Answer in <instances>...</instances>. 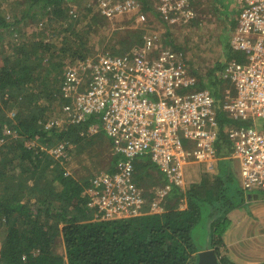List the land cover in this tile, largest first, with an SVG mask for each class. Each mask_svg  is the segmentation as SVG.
I'll use <instances>...</instances> for the list:
<instances>
[{
    "label": "trees",
    "instance_id": "1",
    "mask_svg": "<svg viewBox=\"0 0 264 264\" xmlns=\"http://www.w3.org/2000/svg\"><path fill=\"white\" fill-rule=\"evenodd\" d=\"M80 1L2 0L0 4V264H197L202 231L210 237L221 264H238L226 253L224 234L231 225L228 212L239 203L234 197H244L228 183L229 173L222 165L216 172L200 170V180L190 181L184 190L174 186L162 212L111 220L93 219L84 194L91 177L75 178L59 162L50 169L54 159L48 148L67 141L83 149L102 133L89 132L94 123L101 127L97 116L73 123L64 110L71 101L62 89L67 69L92 55L83 38L108 20L87 0ZM136 1L141 13L159 15L155 5L159 1ZM80 9L85 12L83 19L92 20L89 29H80ZM27 18L37 20V25L44 18L53 22L50 27L56 35L46 40V28L38 25L24 37L21 25ZM6 34L11 36L8 42L3 41ZM132 35L129 32L122 42ZM143 38L135 35L131 42L142 45ZM167 44L177 47L171 38ZM68 54L72 62L67 66L63 59ZM231 59L241 61L245 55L229 43L225 61ZM221 80L214 75L199 84L212 89L219 104L224 98L218 90ZM50 111L62 113L66 125H49L55 115ZM218 121L217 147L223 155L231 150L225 126L253 124L233 120L222 111ZM152 168L157 167L149 159L136 162L138 184L155 186L144 189L150 198L167 179L160 171L158 181L149 179ZM58 241L63 243V253L57 251Z\"/></svg>",
    "mask_w": 264,
    "mask_h": 264
},
{
    "label": "built area",
    "instance_id": "2",
    "mask_svg": "<svg viewBox=\"0 0 264 264\" xmlns=\"http://www.w3.org/2000/svg\"><path fill=\"white\" fill-rule=\"evenodd\" d=\"M235 1L239 14L231 45L245 59L225 61L219 71L232 85L220 104L212 89L199 88L202 78L184 52L163 47L155 32L145 35L142 45L117 54L96 52L67 69L62 89L71 99L64 105L68 121L97 116L101 127L94 123L89 132L104 133L113 148V164L95 173L84 191L94 220L162 212L172 188L184 190L191 181L189 166L212 172L220 158L238 160L243 190L264 191V0ZM139 5L136 0H97L110 19ZM158 9L171 24L195 17L191 0H159ZM221 111L253 124L226 125L231 150L219 157ZM63 152L60 143L51 153ZM148 159L167 177L151 198L136 177V162Z\"/></svg>",
    "mask_w": 264,
    "mask_h": 264
},
{
    "label": "rangeland",
    "instance_id": "3",
    "mask_svg": "<svg viewBox=\"0 0 264 264\" xmlns=\"http://www.w3.org/2000/svg\"><path fill=\"white\" fill-rule=\"evenodd\" d=\"M78 1L81 2L80 0ZM87 2V4L90 6H95V10L99 13L100 10L97 7V0H87ZM76 3L73 2L71 4L73 6L76 5ZM234 3H236L235 0H192V8L195 11V17L192 18L191 21L181 25L169 23L168 20L165 17H161L160 14H152L150 11L141 13V11L138 9L135 10V12L132 11L120 17L112 19L107 17L108 20H102L100 25L97 24L96 26L92 27L89 34L85 35L83 38V41H88L87 48L90 50L89 55H93V53L95 54L96 52L100 51H108L112 54H117V50L121 48L130 49L138 45L137 41L131 42L135 35L138 36L141 34L142 37H145V35L149 34V32L162 31L159 33L165 37L166 33L172 31L175 38H173V44L177 45V47L181 48V50L184 52L191 70L195 71L199 76L209 81V79L214 78V75L216 77L218 75V78H220L219 70L221 68L219 69L218 65H221V63L226 60V50L229 46V41L231 43L233 31L235 29V20L237 17L236 10H239L237 5L232 7ZM0 4H2V0H0ZM155 5L157 6V3ZM83 11V9H80L78 14L79 17H81L83 13L85 14ZM7 15L11 17L12 13L7 12ZM44 19L45 20L38 23L40 27L44 26L46 28V32L43 37H45L46 40L54 38V35L56 34L51 31L52 26L50 27V24L52 25L53 22L49 24L50 21H48L46 18ZM80 21L83 24L80 29H89V23H91L92 20L83 19V17H81ZM38 25L37 20L35 21L32 18H27L24 24L21 25L23 28V33H26L24 37H29V35H31L34 30L39 27ZM129 32L133 34L132 37L128 36L126 39L127 41L123 43L122 41L125 40L123 37L127 36ZM9 38H11V36L6 34L3 41L8 42ZM15 38L17 40L18 37ZM163 44L165 45L164 42ZM241 52L244 53L243 51H240V53ZM63 60L67 66L72 62V58L69 57V54ZM228 88H232V85L229 81L222 79L218 82L219 91L224 93ZM52 114L55 115L49 118V125L54 124L60 128L66 125L67 121L64 119V115L62 113L52 112ZM263 123L264 120L260 122V125ZM103 137L106 136L104 133H101L99 138H96L92 143H89V145L85 146L83 149L80 148V145H72V143L67 141L63 142L61 143L64 145V152L62 154L51 153L53 148L57 145L52 148H48L47 150L51 153L54 159V162L50 165V169L55 167V165H58L56 162L62 163L64 168L67 165L68 167L67 169L65 168V170L68 174H70L68 171L70 169H74L75 172H79L80 170L84 172L89 168H93L91 160L93 152L96 154L98 150L99 156L102 153V157H106L109 153L107 140ZM82 144L84 145V142ZM222 155L223 153H218L219 157ZM216 164L217 168L214 172L218 171V167L222 165L221 168H224V171L229 173L228 179H230L228 183L233 188L236 187V189L241 192L242 197H244L245 192L241 190L242 187L239 176L240 168L238 160L220 158L218 161H216ZM189 167L188 170L194 168ZM150 171L152 172V177L148 176L149 179H152L155 182L158 181V169L152 168ZM77 172L75 173V177H79L77 176ZM47 174L50 177L52 176L51 171H49ZM89 175L90 174H86L81 176V178L85 179L93 176L92 174V176ZM154 188L155 186L152 184H149L145 187L143 186V189L146 191L152 190ZM234 200L235 202L241 201V198L240 196H235ZM92 214L94 215V213ZM198 242L202 250L209 248L208 246L211 245L210 237L206 234V232L203 231L198 235ZM57 244V251L63 253V243L58 241Z\"/></svg>",
    "mask_w": 264,
    "mask_h": 264
},
{
    "label": "crops",
    "instance_id": "4",
    "mask_svg": "<svg viewBox=\"0 0 264 264\" xmlns=\"http://www.w3.org/2000/svg\"><path fill=\"white\" fill-rule=\"evenodd\" d=\"M236 5L238 7L237 3H234L232 7ZM236 12V16L238 17L239 10H236ZM159 14L163 17L161 13ZM237 17L235 20V28L238 24ZM154 32L160 37L163 47H172L181 50L179 47H173V45L167 44V40L170 38L173 40L174 38L172 31L166 33L165 37L159 33L162 31H152L149 32V34ZM103 138L107 140L109 152L107 156L102 157V153L99 156L98 150L96 154L93 152L91 157L93 168H89L84 172L81 170L79 172L76 171L78 173L77 176L79 177H75V170L70 169L68 171L71 175L75 178L81 179V176L86 174L94 175L98 171L110 167L114 159L113 148L109 139L107 137ZM67 167L68 166L66 165L65 168L67 169ZM192 167H189L192 169L187 171V176L191 181H199L201 178L200 169H198L199 167L197 165ZM237 202L239 203L228 212V216L231 219V225L224 234L226 253L238 264H264V191H245L244 199Z\"/></svg>",
    "mask_w": 264,
    "mask_h": 264
},
{
    "label": "water",
    "instance_id": "5",
    "mask_svg": "<svg viewBox=\"0 0 264 264\" xmlns=\"http://www.w3.org/2000/svg\"><path fill=\"white\" fill-rule=\"evenodd\" d=\"M197 264H221L216 249L214 247H209L201 250L198 254Z\"/></svg>",
    "mask_w": 264,
    "mask_h": 264
}]
</instances>
